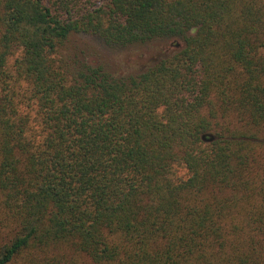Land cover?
I'll list each match as a JSON object with an SVG mask.
<instances>
[{
    "label": "trees",
    "instance_id": "1",
    "mask_svg": "<svg viewBox=\"0 0 264 264\" xmlns=\"http://www.w3.org/2000/svg\"><path fill=\"white\" fill-rule=\"evenodd\" d=\"M0 264H264V0H0Z\"/></svg>",
    "mask_w": 264,
    "mask_h": 264
},
{
    "label": "rangeland",
    "instance_id": "2",
    "mask_svg": "<svg viewBox=\"0 0 264 264\" xmlns=\"http://www.w3.org/2000/svg\"><path fill=\"white\" fill-rule=\"evenodd\" d=\"M182 45L183 42L178 39H162L123 48H110L96 37L73 34L61 53L76 65L101 67L118 78L142 73ZM13 59L14 57L10 62Z\"/></svg>",
    "mask_w": 264,
    "mask_h": 264
}]
</instances>
